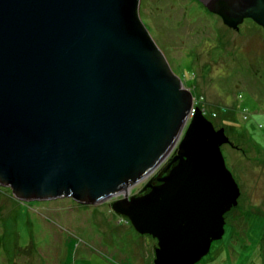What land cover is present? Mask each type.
I'll return each instance as SVG.
<instances>
[{
    "label": "water",
    "instance_id": "obj_1",
    "mask_svg": "<svg viewBox=\"0 0 264 264\" xmlns=\"http://www.w3.org/2000/svg\"><path fill=\"white\" fill-rule=\"evenodd\" d=\"M264 29V0H200ZM141 0H0V184L23 200L116 198L157 238L155 264H195L225 233L239 183L230 138L173 70ZM167 173L147 179L174 147ZM122 195V196H120Z\"/></svg>",
    "mask_w": 264,
    "mask_h": 264
},
{
    "label": "rangeland",
    "instance_id": "obj_2",
    "mask_svg": "<svg viewBox=\"0 0 264 264\" xmlns=\"http://www.w3.org/2000/svg\"><path fill=\"white\" fill-rule=\"evenodd\" d=\"M140 13L173 70L230 138L221 147L241 193L225 233L195 264H264V29L251 18L230 27L200 0H141ZM177 148L151 176L164 172ZM114 200H23L0 184V264H155L157 238L115 211Z\"/></svg>",
    "mask_w": 264,
    "mask_h": 264
},
{
    "label": "flooded vegetation",
    "instance_id": "obj_3",
    "mask_svg": "<svg viewBox=\"0 0 264 264\" xmlns=\"http://www.w3.org/2000/svg\"><path fill=\"white\" fill-rule=\"evenodd\" d=\"M171 162V160L169 159L168 160V163L166 164V168H165V170H164V172L163 173H161L160 175H156V174H153V176H149L147 179H145V181H143L142 182V188H143V186L145 185V183L152 177L154 180H153V183H159V180L157 179L159 176H161V175H164L165 173H167V171L169 170V168L172 166V164L169 166V163ZM141 188V189H142ZM138 190L137 192H135V194H142V193H144V192H146V191H148L150 188H147L145 191H142V190ZM113 200L114 199H116V198H112Z\"/></svg>",
    "mask_w": 264,
    "mask_h": 264
},
{
    "label": "built area",
    "instance_id": "obj_4",
    "mask_svg": "<svg viewBox=\"0 0 264 264\" xmlns=\"http://www.w3.org/2000/svg\"><path fill=\"white\" fill-rule=\"evenodd\" d=\"M193 104H192V107H191V110L189 112V118H188V121L192 118V116L194 115V113L196 112V107L199 105L198 103H200L199 99L197 98H193ZM246 111V115L247 113H249L247 110Z\"/></svg>",
    "mask_w": 264,
    "mask_h": 264
},
{
    "label": "bare ground",
    "instance_id": "obj_5",
    "mask_svg": "<svg viewBox=\"0 0 264 264\" xmlns=\"http://www.w3.org/2000/svg\"><path fill=\"white\" fill-rule=\"evenodd\" d=\"M193 100H194V99H193ZM198 107L202 108L203 112H204L205 115L207 116L205 107H202V106H200V105H198ZM228 111L231 112L232 110H228ZM249 111H250V110H249ZM249 111H248V112H249ZM250 112H251V111H250ZM250 112H249V113H250ZM207 117H208V116H207ZM208 118H209V117H208ZM260 123H261V122H259V124H260ZM261 124H262V123H261ZM216 128H219V127H216Z\"/></svg>",
    "mask_w": 264,
    "mask_h": 264
},
{
    "label": "trees",
    "instance_id": "obj_6",
    "mask_svg": "<svg viewBox=\"0 0 264 264\" xmlns=\"http://www.w3.org/2000/svg\"><path fill=\"white\" fill-rule=\"evenodd\" d=\"M246 107H242V110H246ZM250 116V115H249ZM259 126H262V124L260 123ZM227 212L225 213V217H226Z\"/></svg>",
    "mask_w": 264,
    "mask_h": 264
}]
</instances>
